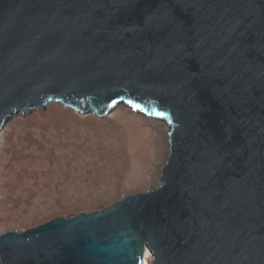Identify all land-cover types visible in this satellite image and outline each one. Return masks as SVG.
Instances as JSON below:
<instances>
[{
    "label": "water",
    "instance_id": "water-1",
    "mask_svg": "<svg viewBox=\"0 0 264 264\" xmlns=\"http://www.w3.org/2000/svg\"><path fill=\"white\" fill-rule=\"evenodd\" d=\"M51 101L164 120L160 184L1 233L0 264H264V0H0V129Z\"/></svg>",
    "mask_w": 264,
    "mask_h": 264
},
{
    "label": "rangeland",
    "instance_id": "rangeland-1",
    "mask_svg": "<svg viewBox=\"0 0 264 264\" xmlns=\"http://www.w3.org/2000/svg\"><path fill=\"white\" fill-rule=\"evenodd\" d=\"M52 103L16 112L0 129V234L100 209L160 184L164 120L126 104L115 106L120 113L113 117Z\"/></svg>",
    "mask_w": 264,
    "mask_h": 264
},
{
    "label": "bare ground",
    "instance_id": "bare-ground-1",
    "mask_svg": "<svg viewBox=\"0 0 264 264\" xmlns=\"http://www.w3.org/2000/svg\"><path fill=\"white\" fill-rule=\"evenodd\" d=\"M48 104H53L52 103V101L51 102H49ZM118 105V104H117ZM117 105H115V106H117ZM114 106V107H115ZM114 107H113V109L111 108V110H107L106 111V116L110 113V115L111 116H113V117H118V115H119V111H113L114 110ZM14 114V113H13ZM104 114V115H105ZM151 257V255H150V253H149V251L147 250V251H145V253H144V260H143V262H142V264H148L149 263V261L147 260V258H150Z\"/></svg>",
    "mask_w": 264,
    "mask_h": 264
},
{
    "label": "built area",
    "instance_id": "built-area-1",
    "mask_svg": "<svg viewBox=\"0 0 264 264\" xmlns=\"http://www.w3.org/2000/svg\"><path fill=\"white\" fill-rule=\"evenodd\" d=\"M143 260H144V256H143ZM147 260L149 261V263H148V264H150V258H147Z\"/></svg>",
    "mask_w": 264,
    "mask_h": 264
},
{
    "label": "clouds",
    "instance_id": "clouds-1",
    "mask_svg": "<svg viewBox=\"0 0 264 264\" xmlns=\"http://www.w3.org/2000/svg\"><path fill=\"white\" fill-rule=\"evenodd\" d=\"M150 264H151V257H150Z\"/></svg>",
    "mask_w": 264,
    "mask_h": 264
},
{
    "label": "snow or ice",
    "instance_id": "snow-or-ice-1",
    "mask_svg": "<svg viewBox=\"0 0 264 264\" xmlns=\"http://www.w3.org/2000/svg\"><path fill=\"white\" fill-rule=\"evenodd\" d=\"M162 115V114H161Z\"/></svg>",
    "mask_w": 264,
    "mask_h": 264
}]
</instances>
